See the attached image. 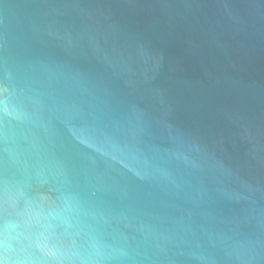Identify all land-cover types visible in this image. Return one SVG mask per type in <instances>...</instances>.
<instances>
[{"label":"water","instance_id":"obj_1","mask_svg":"<svg viewBox=\"0 0 264 264\" xmlns=\"http://www.w3.org/2000/svg\"><path fill=\"white\" fill-rule=\"evenodd\" d=\"M0 264H264V0H0Z\"/></svg>","mask_w":264,"mask_h":264}]
</instances>
